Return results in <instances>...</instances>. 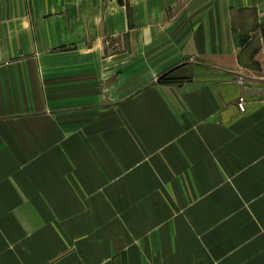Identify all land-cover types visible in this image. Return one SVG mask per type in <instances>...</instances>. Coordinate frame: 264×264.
I'll return each mask as SVG.
<instances>
[{
  "label": "crops",
  "instance_id": "1",
  "mask_svg": "<svg viewBox=\"0 0 264 264\" xmlns=\"http://www.w3.org/2000/svg\"><path fill=\"white\" fill-rule=\"evenodd\" d=\"M263 83L264 0H0V264H264Z\"/></svg>",
  "mask_w": 264,
  "mask_h": 264
},
{
  "label": "rangeland",
  "instance_id": "2",
  "mask_svg": "<svg viewBox=\"0 0 264 264\" xmlns=\"http://www.w3.org/2000/svg\"><path fill=\"white\" fill-rule=\"evenodd\" d=\"M170 73H162L159 77H158V81L159 83H167L170 82ZM161 77H163L162 79H160ZM243 81V80H242ZM240 82V81H239ZM264 85V83H263ZM244 98V103H247V99H245V97H240L238 102H237V106L239 107L240 104V99ZM249 100V99H248ZM264 104V99L263 101ZM240 108V107H239ZM246 108V105H245ZM244 108V109H245ZM241 110V108H240ZM157 198V204H153L152 201H150L149 206H146L148 208V210H152L153 208L156 209V211H148V214H142L140 209H145V206H139L138 204H134L132 207L133 213H121V212H114V218H118V219H133L135 221V223L137 222L138 219L144 217L146 220H169V219H179V217H185L188 215V218L185 217V219H197L200 220L201 217V213H189L186 214V212L184 213L183 210H185L186 208L190 207V200L191 202H194L196 199V197H179V196H171V197H156ZM154 199V198H153ZM201 200V198H200ZM163 201L164 204H160V202ZM184 204H188L186 208H181V209H177L176 205L179 206L180 202H182ZM199 202V200L197 201ZM167 210V211H166ZM187 212L189 210H186ZM120 221V220H117ZM137 224H135L134 228H131L129 226V235L132 237V242H136V234H137V228H136ZM114 232L119 231V229L114 228L113 229Z\"/></svg>",
  "mask_w": 264,
  "mask_h": 264
},
{
  "label": "water",
  "instance_id": "3",
  "mask_svg": "<svg viewBox=\"0 0 264 264\" xmlns=\"http://www.w3.org/2000/svg\"><path fill=\"white\" fill-rule=\"evenodd\" d=\"M246 91L248 92V94H256V93H260L261 92V90L254 89V88H247Z\"/></svg>",
  "mask_w": 264,
  "mask_h": 264
},
{
  "label": "built area",
  "instance_id": "4",
  "mask_svg": "<svg viewBox=\"0 0 264 264\" xmlns=\"http://www.w3.org/2000/svg\"><path fill=\"white\" fill-rule=\"evenodd\" d=\"M243 102H244V98H241V99H240V104H239V106H240V108H241L242 110H244Z\"/></svg>",
  "mask_w": 264,
  "mask_h": 264
},
{
  "label": "bare ground",
  "instance_id": "5",
  "mask_svg": "<svg viewBox=\"0 0 264 264\" xmlns=\"http://www.w3.org/2000/svg\"><path fill=\"white\" fill-rule=\"evenodd\" d=\"M243 105H244V108H245V104H244V102H243ZM240 107V106H239ZM242 110V109H241Z\"/></svg>",
  "mask_w": 264,
  "mask_h": 264
},
{
  "label": "trees",
  "instance_id": "6",
  "mask_svg": "<svg viewBox=\"0 0 264 264\" xmlns=\"http://www.w3.org/2000/svg\"><path fill=\"white\" fill-rule=\"evenodd\" d=\"M168 73H170V72H168ZM163 77H161L160 79H162Z\"/></svg>",
  "mask_w": 264,
  "mask_h": 264
}]
</instances>
